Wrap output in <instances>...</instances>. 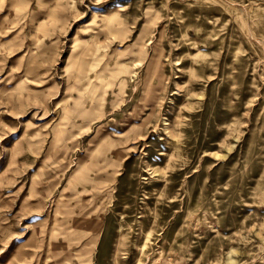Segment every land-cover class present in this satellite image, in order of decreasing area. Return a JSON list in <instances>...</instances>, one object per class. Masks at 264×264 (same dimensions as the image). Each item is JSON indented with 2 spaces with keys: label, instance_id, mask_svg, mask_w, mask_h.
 Returning a JSON list of instances; mask_svg holds the SVG:
<instances>
[{
  "label": "rangeland",
  "instance_id": "rangeland-1",
  "mask_svg": "<svg viewBox=\"0 0 264 264\" xmlns=\"http://www.w3.org/2000/svg\"><path fill=\"white\" fill-rule=\"evenodd\" d=\"M0 264H264V0H0Z\"/></svg>",
  "mask_w": 264,
  "mask_h": 264
}]
</instances>
